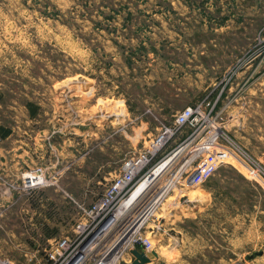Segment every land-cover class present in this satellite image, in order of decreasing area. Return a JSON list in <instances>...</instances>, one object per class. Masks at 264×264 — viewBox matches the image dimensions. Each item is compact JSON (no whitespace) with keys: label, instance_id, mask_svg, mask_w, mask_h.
I'll return each instance as SVG.
<instances>
[{"label":"rangeland","instance_id":"obj_1","mask_svg":"<svg viewBox=\"0 0 264 264\" xmlns=\"http://www.w3.org/2000/svg\"><path fill=\"white\" fill-rule=\"evenodd\" d=\"M188 105L203 120L166 152L194 137L197 160L227 156L201 181L182 149L132 195L166 182L145 228L152 264H264V180L218 138L264 168V0H0V264L45 261L80 205ZM35 164L56 182L25 188Z\"/></svg>","mask_w":264,"mask_h":264},{"label":"built area","instance_id":"obj_2","mask_svg":"<svg viewBox=\"0 0 264 264\" xmlns=\"http://www.w3.org/2000/svg\"><path fill=\"white\" fill-rule=\"evenodd\" d=\"M202 120L199 106L188 105L176 113L170 124L160 126L149 145L124 163L101 197L90 205H80V219L70 234L53 238L46 249L45 261L39 264H130L134 258L131 249L139 248L147 254L152 252V240L145 228L156 214L166 192V182L162 180L155 184L148 193L137 197L138 200H131V197L145 180L152 177L159 165L182 149L186 153L184 164L196 161L198 180H205L216 170L219 161L227 156V151L220 147L209 158L197 160L200 154L198 148L190 150V153L187 150L194 137H187L190 141L166 152L168 145L183 127H198ZM219 137L223 147L243 160L251 171L264 180V168L258 162L250 159L233 139L224 134ZM170 169L166 171L165 177ZM59 173L57 169L49 171L45 164H35L23 173L22 182L25 188H37L56 182ZM2 212L0 201V215ZM4 263L13 264L9 260Z\"/></svg>","mask_w":264,"mask_h":264},{"label":"water","instance_id":"obj_3","mask_svg":"<svg viewBox=\"0 0 264 264\" xmlns=\"http://www.w3.org/2000/svg\"><path fill=\"white\" fill-rule=\"evenodd\" d=\"M131 253L134 255V259L130 264H148L152 261V257L139 248L131 249ZM152 254L156 257L158 256V253L155 250L152 251Z\"/></svg>","mask_w":264,"mask_h":264},{"label":"crops","instance_id":"obj_4","mask_svg":"<svg viewBox=\"0 0 264 264\" xmlns=\"http://www.w3.org/2000/svg\"><path fill=\"white\" fill-rule=\"evenodd\" d=\"M129 13H130V12H129ZM130 16H131V15H130ZM129 18H131V17H129ZM128 20H129V19H128ZM130 20H131V19H130ZM133 54H134V53H133ZM133 54L128 55V56L126 57V59H125V60H126V63L128 64V66H129V65H132V63H133V59H132ZM129 60L131 61L130 63H129ZM29 114H30V113H29ZM82 134H83V132H82ZM10 135H11V133H9L7 136H4V137L1 136V137H2L3 139H6V138H9ZM63 146L66 147V142L63 144ZM63 146L61 147V150H62V151H67V149H66L65 147H63ZM54 148H57V147L54 146ZM0 149H1V147H0ZM3 149H5V148H2V150H3ZM6 151L9 152V150H6ZM7 152H6V153H7ZM19 155H21V154H19ZM84 157H86V154H84V152H83V150H82V153H81L82 161H84ZM4 159H5V158H4ZM19 161H20V160H18V162H19ZM53 164L56 165V164H57V161H56V162L53 161Z\"/></svg>","mask_w":264,"mask_h":264},{"label":"trees","instance_id":"obj_5","mask_svg":"<svg viewBox=\"0 0 264 264\" xmlns=\"http://www.w3.org/2000/svg\"><path fill=\"white\" fill-rule=\"evenodd\" d=\"M131 61L129 60V63H130ZM36 112H37V107H33V108H31L30 109V115L31 116H35V114H36ZM10 133V129L9 128H7V127H0V136H7L8 134Z\"/></svg>","mask_w":264,"mask_h":264},{"label":"bare ground","instance_id":"obj_6","mask_svg":"<svg viewBox=\"0 0 264 264\" xmlns=\"http://www.w3.org/2000/svg\"><path fill=\"white\" fill-rule=\"evenodd\" d=\"M165 187H167V186H165ZM172 197V196H171ZM170 203V202H169ZM176 204V203H175ZM162 207V206H161ZM164 213V212H163ZM170 213V212H169ZM165 214V213H164ZM161 215V214H160ZM150 234V233H149ZM153 239V238H152ZM153 242V241H152ZM169 242H171V241H169ZM166 249H167V247H166ZM154 250V249H153ZM156 251V250H155ZM158 253V252H157ZM158 256H159V254H158ZM178 256V255H177ZM153 260V259H152ZM172 261V260H171ZM174 262V261H173ZM152 263H154V262H149L148 264H152Z\"/></svg>","mask_w":264,"mask_h":264}]
</instances>
